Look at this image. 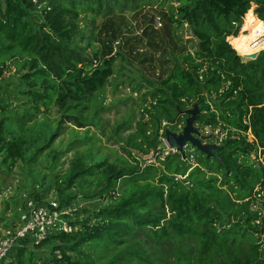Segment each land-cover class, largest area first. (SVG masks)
Returning <instances> with one entry per match:
<instances>
[{
    "label": "trees",
    "instance_id": "trees-1",
    "mask_svg": "<svg viewBox=\"0 0 264 264\" xmlns=\"http://www.w3.org/2000/svg\"><path fill=\"white\" fill-rule=\"evenodd\" d=\"M145 1L0 0V79L7 63L14 61L17 72L25 71L20 75L26 85L22 95L30 108L55 105L62 118L82 127L85 123L70 110L103 89L114 75L116 60L125 57L112 48L119 39L101 41L102 58L99 52L87 55L75 48L72 18L86 12L101 23L106 19L101 31L107 32L114 17ZM178 1L177 16L171 12L168 22L186 26V33L190 29L194 51L164 46L161 54L170 50L172 58L162 62L165 70L150 92L151 104L141 110L147 120L136 124L125 145L144 156L159 155V137L168 129L180 133L187 118L183 112L197 105L194 124L227 131L221 149L208 159L189 146L192 152L185 151L184 160L169 153L156 159L159 167L142 165L130 152L133 165L126 160L122 166L74 160L66 174L54 175L55 184L64 190L81 187L82 198L98 199L102 205L77 222L79 230L50 236L37 246L58 242L43 264H264V159H251L258 148L264 153V51L253 60L241 58L264 50V0ZM252 18L256 20L241 37L243 20L244 31ZM159 24L146 25L143 39L157 37L166 25ZM7 106L8 100L0 96V168L5 170L18 160H30L34 147L33 140L7 131L1 118ZM59 130L48 131L54 132L49 144ZM194 157L192 167L189 159ZM31 197L42 201L38 192ZM75 198L58 189L60 208ZM255 202L260 205L253 210ZM84 248L110 256L104 260L103 255H87L88 262H82L70 255L83 254ZM16 250L15 264H37L26 247Z\"/></svg>",
    "mask_w": 264,
    "mask_h": 264
},
{
    "label": "rangeland",
    "instance_id": "rangeland-1",
    "mask_svg": "<svg viewBox=\"0 0 264 264\" xmlns=\"http://www.w3.org/2000/svg\"><path fill=\"white\" fill-rule=\"evenodd\" d=\"M178 6V0H146L137 9L126 10L114 17L113 29L107 32L101 31L106 19L101 23L100 19L92 18L86 12H80L78 17L72 18L76 31L72 39L75 48L87 55H91L94 51L99 52L102 58L101 41L111 42L119 39L121 43L119 48H116V52L124 54L125 57L124 60L120 58L116 60L114 75L103 89L91 96L87 103L70 110L71 115L85 123L82 127L74 121L69 122V119L62 118V112L57 111L55 105L48 110H45L44 105H39L38 111L30 108L29 100L22 95L26 85L21 82L20 75L25 71L17 72L14 61L7 63L6 72L0 79V96L8 100L9 106L2 113L1 118L11 136L29 138L33 140L34 147L28 153L30 160H18L10 169L0 168V231L18 222L27 201L36 202L31 197L34 192L41 195V202H55L58 206V189H62L66 194H76V198L63 208L76 209L74 219L77 222L80 216L86 218L92 209L102 205L98 199L82 198L81 187L64 190L63 185L58 187L55 184L54 175L66 174L72 162L78 158H82L87 164L104 160L107 164L122 166L126 160L133 165L134 160L126 153L130 152L133 157L139 158V163L142 165L155 164L159 167L156 159L162 160L165 157L167 154L165 147L161 151L162 154L151 152L144 156L126 147L125 139L134 132L139 121H146L148 118L145 111L141 110L149 108L151 104L150 92L159 85V78H162L165 70L162 62L172 58L169 56L170 50L161 54L164 46L170 45V49L176 46L177 50L185 47L188 51L191 50V53L194 51L190 40L192 36L185 32L186 26L177 28L176 24L168 22L171 12L174 18L177 16ZM255 7L252 4L250 11L253 12ZM254 16L256 17L255 14ZM153 17L158 23L155 28L161 27L160 20L166 25L165 29L158 30L157 37H151L148 42L147 39H143L142 31L146 25H150ZM253 19L255 18L248 20L244 31L243 20L239 33L242 34L241 37L247 34ZM112 33L117 36L116 39L111 37ZM128 40L130 41L127 43ZM175 54L177 53L174 52ZM144 58H149L151 61L141 63ZM85 105L86 109L81 111ZM59 119L61 123L58 125ZM194 125L200 135L206 137L203 142L221 145L222 140L226 138L227 131L222 130L221 127L202 129L197 124ZM58 126L60 127L58 137L49 144L48 137L54 132L48 133V131H55ZM247 137L249 142L253 140L250 132ZM189 149L187 146L185 151ZM261 150L263 149L258 148L251 159L262 162L264 153ZM189 162L192 167L196 166L195 157L190 158ZM180 177L184 179L186 176ZM259 205V202H255L252 209H258ZM93 223L92 219L90 224ZM55 244L58 242L51 241L39 248L29 244L26 248L33 253L37 264H43L52 258V248ZM14 253L12 252L9 258L10 264H15ZM56 254L58 253H54ZM70 255L74 260L88 262L87 255L92 259L103 255L106 260L110 253L84 248L83 254Z\"/></svg>",
    "mask_w": 264,
    "mask_h": 264
},
{
    "label": "built area",
    "instance_id": "built-area-1",
    "mask_svg": "<svg viewBox=\"0 0 264 264\" xmlns=\"http://www.w3.org/2000/svg\"><path fill=\"white\" fill-rule=\"evenodd\" d=\"M119 43L120 40L113 42V50ZM159 142L157 147L159 153L164 147L167 149L166 155L176 153L175 149L168 147L165 137H159ZM188 151L192 152V149L190 148ZM178 178L181 179L180 176ZM75 211L76 209L70 207L62 209L55 202L27 201L18 222L0 231V264H10L9 258L16 248L27 247L29 244L37 247L50 236L63 233L71 234L79 230L77 221L74 219ZM83 219L80 216L78 221Z\"/></svg>",
    "mask_w": 264,
    "mask_h": 264
},
{
    "label": "water",
    "instance_id": "water-1",
    "mask_svg": "<svg viewBox=\"0 0 264 264\" xmlns=\"http://www.w3.org/2000/svg\"><path fill=\"white\" fill-rule=\"evenodd\" d=\"M150 25L157 27L158 23L155 17L150 20ZM188 34L191 35L190 29H188ZM258 54L259 52H256L246 55L244 58L253 60ZM198 113L197 105H194L191 109L185 110L183 114L186 115L187 118L182 131L180 133H174L166 130L164 133L166 144L169 148L175 149V152L182 157V160L185 159V147L187 145H190L208 159L216 158V153L221 149V146L216 143L203 142L206 140V137L201 136L198 128L194 125Z\"/></svg>",
    "mask_w": 264,
    "mask_h": 264
},
{
    "label": "clouds",
    "instance_id": "clouds-1",
    "mask_svg": "<svg viewBox=\"0 0 264 264\" xmlns=\"http://www.w3.org/2000/svg\"><path fill=\"white\" fill-rule=\"evenodd\" d=\"M187 146H188V145H187ZM187 146H186V147H187ZM189 146H190V145H189ZM186 147H185V148H186ZM190 147H191V146H190Z\"/></svg>",
    "mask_w": 264,
    "mask_h": 264
},
{
    "label": "crops",
    "instance_id": "crops-1",
    "mask_svg": "<svg viewBox=\"0 0 264 264\" xmlns=\"http://www.w3.org/2000/svg\"><path fill=\"white\" fill-rule=\"evenodd\" d=\"M257 18V17H256ZM260 21V20H259ZM264 23V22H263Z\"/></svg>",
    "mask_w": 264,
    "mask_h": 264
}]
</instances>
